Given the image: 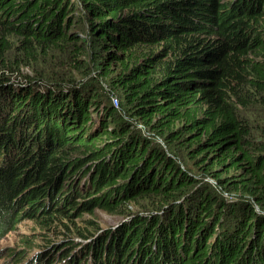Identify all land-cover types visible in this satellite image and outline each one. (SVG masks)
Listing matches in <instances>:
<instances>
[{
  "label": "trees",
  "instance_id": "1",
  "mask_svg": "<svg viewBox=\"0 0 264 264\" xmlns=\"http://www.w3.org/2000/svg\"><path fill=\"white\" fill-rule=\"evenodd\" d=\"M75 12L90 27L83 44L66 29ZM88 52L119 106L102 105L95 88L78 85L69 71L87 72L77 56ZM24 65L35 73L20 72ZM120 107L221 184L217 170L234 168L238 179L225 183L243 193L244 205L220 208L214 192L195 187L187 160L184 169L179 156L152 147ZM259 115L264 0H0V218L29 199L40 205L35 211L45 225L60 226L72 211L81 218L98 206L121 209L132 216L128 223L86 252L96 264H127L134 251L153 247L156 264H264V143L253 136L255 125L264 131ZM92 165L97 170L88 176ZM189 193L197 210L173 214L171 207ZM142 202L163 211L161 222L128 210ZM212 221L224 229H213L215 241L205 245ZM5 226L0 219V230ZM68 232L71 238L74 231ZM76 233L86 234L80 227ZM63 242L53 263L83 264L79 242Z\"/></svg>",
  "mask_w": 264,
  "mask_h": 264
},
{
  "label": "rangeland",
  "instance_id": "2",
  "mask_svg": "<svg viewBox=\"0 0 264 264\" xmlns=\"http://www.w3.org/2000/svg\"><path fill=\"white\" fill-rule=\"evenodd\" d=\"M80 15L79 13L75 12L72 19H71V29H66L73 33L76 31L78 33L79 38L81 39L80 44H83L85 42H88V30L90 29L89 24L85 21L79 22ZM91 52H88V54L84 55H78V58H81L84 62L80 63V65L88 64L87 72H77L76 68H73V72H75V76L77 77V84L81 86L86 85L84 82H89V86H93L95 88V93L97 94V98L102 103V105L109 104L110 100L112 101V104L115 106L118 105V100L115 98L116 95H114L111 90L108 82L104 81L102 79V76L100 75L101 70L100 66L97 67L96 64L91 62ZM62 58L69 59L65 53L61 54ZM69 65H64V68H67ZM55 68V67H54ZM47 70H50L51 68L47 67ZM64 71V70H62ZM22 73L26 74H32L35 73V70L31 69L29 66H23L20 70ZM68 72V71H64ZM77 74V75H76ZM54 76V75H52ZM48 80H51V78H47ZM55 83H62V81L58 78L52 79ZM80 87V86H79ZM70 89V88H69ZM68 89V90H69ZM122 116L126 117L125 119H128V113L125 112L121 107L119 109ZM252 112L255 113L256 110L251 109ZM261 118L264 119V115H259ZM98 120V118H96ZM130 123H132V127L135 128L136 133H143V135L147 138L148 141L151 142L152 147H158L161 149H164L170 153L172 157L179 156L177 152H170L169 146L165 142L164 138H162L160 135L157 134L156 131H151L149 127L146 125V123L142 120V118H139L137 116H134V119H128ZM258 124V123H257ZM264 125V122L261 123ZM181 125V124H180ZM253 136L254 141L257 143H264V131L260 132V126L258 125L254 126ZM174 145L176 149L184 147L181 144H177V142H174ZM106 147V144H104V148ZM5 153H10V147H7ZM16 154L15 150L12 155V159L14 158V155ZM10 155V157H11ZM77 156H80L81 158L85 157V154H77ZM200 158L203 156L200 154ZM9 157V158H10ZM177 159V163L184 169L187 168L186 160L189 164V168L191 170H188L191 174L195 173L197 181L195 184V187L206 189L208 191H212L215 193V195L218 197L220 208H222L223 205L226 207L224 210L230 211L231 209H238L239 207L243 206L244 203L242 202L243 199L240 197L243 196V193L240 191H237L235 189H229V184L225 183L226 178H231V180H236L238 177H235L236 173L234 172L235 169H229L226 171H222V168L217 170L218 174H220V178L223 181V184L220 183L219 179L214 178L211 175H206L201 168L200 165L197 164L198 162L195 161V159L192 158H186L184 159V156L175 157ZM4 154L1 157V164L0 169L3 167ZM88 160V159H87ZM206 162H209L208 159H206ZM88 164H93L92 161ZM95 165H92L91 171L88 172V176L90 173L95 174L96 172ZM67 177V176H66ZM65 176L62 178L64 179ZM65 180V179H64ZM62 180V181H64ZM107 180L102 181V186L106 183ZM228 189H226V187ZM197 190V188H196ZM109 192V189H108ZM88 194H90V191H88ZM110 194V193H109ZM80 195V196H79ZM195 195V194H194ZM193 193H189L188 197L180 198L176 201V205H173L171 208L174 210L171 211L173 214L177 213L179 211V208H183L186 212H193L196 209L195 204L197 201H193L194 196ZM57 196V192H56ZM81 197V194H75L72 196L73 201L77 200L78 202ZM244 197V196H243ZM247 199H250L249 195H246ZM33 199H29L26 201L21 202L19 200L18 202L14 203L12 205V208L7 210L6 213L1 217L2 222L4 223L6 221V226L0 230V264H68V262H57L55 261L53 263V260L57 257L59 247L62 249L65 245V242H63L65 239L72 240L79 242L76 246H81L77 249L76 254H85V260L83 264H96L92 258H88L89 254H91V251L86 253L88 249H90L93 245V242H102L104 239L107 238L109 234H118L120 229L128 223L131 215L128 214H121L124 213L121 209L116 212H109L106 211L102 207H95L92 212H85V214L81 218H75L78 215V212L72 211L71 217L67 218L64 222H60V226L57 224L55 225H45V219L40 216V209L38 212L35 210L40 205H33L30 201ZM30 202V203H29ZM68 204L70 202H67ZM256 210L259 214H262V210L260 207L256 204H253ZM130 212L142 215L148 219L151 217L157 216L159 221L161 222L160 217L163 215V211L156 212L155 209H149L148 204L145 202L139 203V204H133L130 206V209H128ZM131 214V213H130ZM161 215V216H160ZM187 215V213H186ZM227 214H225L226 216ZM225 218V217H223ZM222 218V219H223ZM71 219V220H70ZM5 220V221H4ZM202 220H200L201 222ZM63 223L67 224L69 228H64ZM93 223H98L100 226L97 229H93L92 225ZM184 223L187 225V216H184ZM214 223V224H213ZM210 229L208 232H210L205 238L202 236L203 231L205 230L204 225L202 229L198 231V240H204L207 241V243H204L205 245H211L214 243L215 238L211 234L213 233V229H217V233H219L221 230L224 229V226L222 224H218L216 221L208 222ZM213 224V225H212ZM81 228L84 232H86L85 235L80 236L76 231L78 232V228ZM63 231H60L62 230ZM69 229H72L74 231L73 236L70 238ZM60 231V232H59ZM207 232V233H208ZM145 242L143 240H140L138 243L140 246L141 244H144ZM153 244V243H152ZM74 248V246H72ZM71 253H73V250H69ZM103 255L105 254L106 250L101 249L100 250ZM185 254L182 252V255ZM63 255L60 256L62 258ZM88 258V263H87ZM66 259V258H65ZM142 259V261H141ZM185 262L187 261V256H184ZM159 260V257L155 251V247H153V252L149 251V248L145 250L144 252L140 251H134V254H132L128 260L127 264H156V262ZM122 263V262H120ZM106 264V263H105Z\"/></svg>",
  "mask_w": 264,
  "mask_h": 264
},
{
  "label": "bare ground",
  "instance_id": "3",
  "mask_svg": "<svg viewBox=\"0 0 264 264\" xmlns=\"http://www.w3.org/2000/svg\"><path fill=\"white\" fill-rule=\"evenodd\" d=\"M35 264H37V262H35Z\"/></svg>",
  "mask_w": 264,
  "mask_h": 264
}]
</instances>
